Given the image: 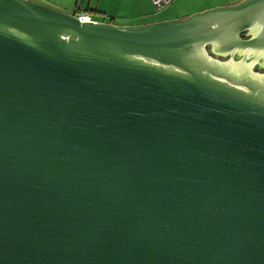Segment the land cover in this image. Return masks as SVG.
<instances>
[{
  "label": "water",
  "instance_id": "obj_1",
  "mask_svg": "<svg viewBox=\"0 0 264 264\" xmlns=\"http://www.w3.org/2000/svg\"><path fill=\"white\" fill-rule=\"evenodd\" d=\"M263 65L264 0H0V264H264Z\"/></svg>",
  "mask_w": 264,
  "mask_h": 264
},
{
  "label": "crops",
  "instance_id": "obj_2",
  "mask_svg": "<svg viewBox=\"0 0 264 264\" xmlns=\"http://www.w3.org/2000/svg\"><path fill=\"white\" fill-rule=\"evenodd\" d=\"M56 8L69 14L85 11L94 21L112 22L115 24H145L172 19H184L198 9L185 7L183 0H171L163 11H156L150 0H31ZM210 7L202 5L201 10ZM109 18L99 21V17ZM96 17V18H94Z\"/></svg>",
  "mask_w": 264,
  "mask_h": 264
},
{
  "label": "rangeland",
  "instance_id": "obj_3",
  "mask_svg": "<svg viewBox=\"0 0 264 264\" xmlns=\"http://www.w3.org/2000/svg\"><path fill=\"white\" fill-rule=\"evenodd\" d=\"M240 1H242V0H183L182 2L185 4V7L190 5L192 9H195V10L198 9L197 12H194V13H198V12L209 10V9H212V8H215V7L233 5V4H236V3L240 2ZM36 3H38V2H36ZM39 4H41V3H39ZM42 5H44V4H42ZM202 5H204V7L208 6L210 8L199 11V9H201ZM48 7H50V6H48ZM54 9H56V8H54ZM59 11H61V10H59ZM194 13H192V14H194ZM102 17L103 18L99 17V21H106V19L107 20L109 19V18H107L105 16H102ZM94 18H96V17H94ZM255 69L257 70L258 67H256ZM260 71H264V68H261Z\"/></svg>",
  "mask_w": 264,
  "mask_h": 264
},
{
  "label": "built area",
  "instance_id": "obj_4",
  "mask_svg": "<svg viewBox=\"0 0 264 264\" xmlns=\"http://www.w3.org/2000/svg\"><path fill=\"white\" fill-rule=\"evenodd\" d=\"M156 11H163L171 2V0H150ZM81 22H92L94 21L92 16L85 11H80L76 14Z\"/></svg>",
  "mask_w": 264,
  "mask_h": 264
}]
</instances>
